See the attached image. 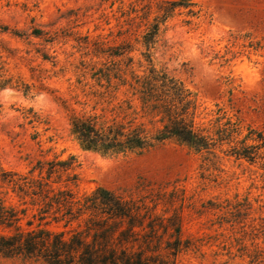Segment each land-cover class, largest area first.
<instances>
[{
  "label": "rangeland",
  "instance_id": "1",
  "mask_svg": "<svg viewBox=\"0 0 264 264\" xmlns=\"http://www.w3.org/2000/svg\"><path fill=\"white\" fill-rule=\"evenodd\" d=\"M164 1H186L196 16L175 13L148 52L143 37ZM119 46L130 51L134 70L149 69V54L156 69L196 95L201 111L222 109L244 135L253 129L264 137V0H0L2 169L26 174L43 158L71 162L77 197L97 188L178 191L182 246L174 259L163 253L165 264H264V174L256 166L174 144L102 157L73 142L55 97L81 111L78 79L92 84L81 78L85 68L111 61L107 54ZM0 198L21 206L1 178ZM0 264L34 263L0 257Z\"/></svg>",
  "mask_w": 264,
  "mask_h": 264
},
{
  "label": "trees",
  "instance_id": "2",
  "mask_svg": "<svg viewBox=\"0 0 264 264\" xmlns=\"http://www.w3.org/2000/svg\"><path fill=\"white\" fill-rule=\"evenodd\" d=\"M192 7L186 1L158 3L157 16L143 37L147 51L175 13L186 11L187 17H195ZM32 36L40 34L33 31ZM129 54L119 46L107 54L111 61L85 68L81 78L89 76L92 84L77 81L85 99L81 111L55 97L81 151L118 157L174 144L196 155L221 154L246 162L264 174L261 133L246 129L244 135L239 122L222 109L201 111L196 95L165 70L156 69L149 54L144 55L149 66L144 72L132 68ZM72 171L71 162L56 158L37 160L26 174L5 172L0 164L3 184L24 207L0 198L1 258L34 264H165L163 253L173 259L178 255L182 246L178 191L124 195L97 188L77 197L71 187L78 178ZM51 225H61L64 231Z\"/></svg>",
  "mask_w": 264,
  "mask_h": 264
}]
</instances>
